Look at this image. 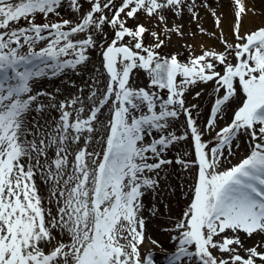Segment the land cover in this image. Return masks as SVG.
<instances>
[{
  "label": "snow or ice",
  "instance_id": "obj_1",
  "mask_svg": "<svg viewBox=\"0 0 264 264\" xmlns=\"http://www.w3.org/2000/svg\"><path fill=\"white\" fill-rule=\"evenodd\" d=\"M233 3V41L221 29L223 51L203 49L182 62L159 50L171 33L184 35L169 26L171 16L187 7L199 18L196 0H0V264H156L155 253L140 250L143 197L155 194L173 164L197 171L174 225V250L161 264H264V26L242 32L248 9L244 0ZM153 19L159 31L143 22ZM96 49L103 88L95 77L87 92L63 100L34 92L41 77L80 75ZM137 73L146 86L133 85ZM209 82L216 96L201 130L198 106L185 96ZM237 98L230 122L217 127ZM48 109L58 115L46 116ZM177 122L182 134L173 131ZM241 136L248 154L222 167ZM189 139L193 160L164 155Z\"/></svg>",
  "mask_w": 264,
  "mask_h": 264
},
{
  "label": "rangeland",
  "instance_id": "obj_2",
  "mask_svg": "<svg viewBox=\"0 0 264 264\" xmlns=\"http://www.w3.org/2000/svg\"><path fill=\"white\" fill-rule=\"evenodd\" d=\"M244 3L248 12L242 19L241 31L247 32L264 26V0H244ZM194 11L197 13L198 19L193 18L192 14L188 12L187 7H185L180 17L171 16L169 18V26L180 25L184 35L181 37L176 33H171L170 39L166 40L165 46L159 50L162 56L178 54V58L182 62H185L190 55H200L203 49L223 51L224 47L217 39L221 29H223V34L227 37L228 41H233L230 31L235 20L233 0H196ZM213 11L216 14L215 17L212 15ZM217 17L221 20L219 29L215 26V19ZM65 18H70L67 13H65ZM52 19L54 20L55 17H52ZM37 22H41V20L38 18ZM143 22L150 30L159 31V29L154 27V19L150 22ZM201 29L204 31L202 32ZM209 33H216V36L209 35ZM145 43H153L152 38L146 35ZM89 55L88 68L80 75L68 71L55 78L41 77L34 85V92L51 93L55 96L56 100H63L70 95L76 94L79 88H84L85 92H87L86 82H91L95 77H99L100 87L103 88L105 78L100 76V73L103 72L100 50H92ZM146 84L147 80L143 73H137L134 76V86L143 87ZM214 88V82L197 84L192 86L185 96L188 106L192 104L198 106L192 111L193 117L197 120L201 130H203L209 118L210 110L214 103L216 96ZM197 92L200 93L199 97L195 95ZM40 102L47 104L49 98L47 96L41 97ZM239 102L237 98L230 103L223 119L218 120L217 127H223L225 123L230 122L232 112ZM45 115L55 117L58 113L55 110L48 109ZM107 118L108 113L105 111L104 115L101 116V120L106 122ZM182 120L183 117H181ZM177 123L180 126L174 127L173 131L177 132V134H182L184 127L181 122ZM103 135L104 132L101 129L96 137V141L92 145V148L97 152L102 150L100 137ZM203 139L205 141H213V134L205 132ZM209 146L211 147L212 144L210 143ZM248 150L247 137L241 136L233 142L231 156H229L227 150L225 151L226 159L222 167H228L229 161L231 164L237 163L248 154ZM164 155L169 159L181 157L188 161L193 160L194 150L190 139L189 141L179 142L176 146L166 151ZM196 171L195 167L185 170L178 164L167 166L160 174L159 188L155 194L149 193L143 197L145 208L142 214L146 221V240L140 250L142 255L148 252L155 253L156 264H161L162 253L174 250L175 242L172 240V237L176 235L174 225L180 219L182 212L186 209L191 199ZM37 184L40 187L41 195H46L47 187L41 184L39 180H37ZM152 212H155V215ZM151 240L157 241L161 246L154 245L151 243ZM185 264H194V262L185 261Z\"/></svg>",
  "mask_w": 264,
  "mask_h": 264
},
{
  "label": "bare ground",
  "instance_id": "obj_3",
  "mask_svg": "<svg viewBox=\"0 0 264 264\" xmlns=\"http://www.w3.org/2000/svg\"><path fill=\"white\" fill-rule=\"evenodd\" d=\"M257 239H259V237H254L253 240L248 241V244L251 245L254 242V240H257Z\"/></svg>",
  "mask_w": 264,
  "mask_h": 264
}]
</instances>
